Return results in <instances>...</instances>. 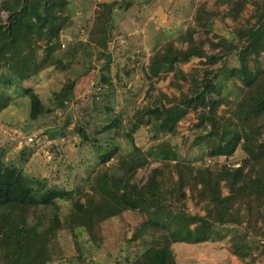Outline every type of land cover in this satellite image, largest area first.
Returning <instances> with one entry per match:
<instances>
[{
  "label": "trees",
  "instance_id": "obj_1",
  "mask_svg": "<svg viewBox=\"0 0 264 264\" xmlns=\"http://www.w3.org/2000/svg\"><path fill=\"white\" fill-rule=\"evenodd\" d=\"M70 2L0 0V112L10 100L5 88L13 85L28 96L32 120L52 112L36 91L21 84L48 68L65 67L55 51L61 45L62 31L70 24ZM123 3L130 5L111 0L98 3L94 9L86 41L97 49V60L104 61L99 68L89 64L82 73L87 76L96 69L99 73L92 83L94 103L102 96L100 90L113 88L108 75L112 62L108 47L113 11ZM249 3L253 12L245 16ZM216 18L234 23L228 38L212 33ZM177 40L185 47L167 40L149 55L146 102L135 110L133 119L124 124L116 116L102 125L86 121L84 126L78 121L80 130L72 127L81 138L80 145L100 148L99 142L105 137L104 144L124 137L131 145L114 164L111 160L120 149L117 144L98 151L87 185L78 189L47 186L44 178L28 176L21 168L5 164L0 147V264H52L54 242L64 223L73 232L75 228L92 230L109 216L113 204L100 196L107 186L115 187L117 202L124 209L144 215L138 230L161 233L139 253L126 258V264H176L171 243L207 241L216 234L217 225L244 223L258 230V222L264 220V0H217L214 9L200 3ZM229 54L238 60L236 67L225 64ZM194 58L201 66L184 71L181 65ZM246 60L253 63L249 69ZM169 74L178 94L155 93L154 84ZM230 77L244 85L234 106L221 96L223 83ZM77 80L69 79L53 91L55 107L65 109L74 100ZM104 98L108 102L113 97ZM99 100L110 110L103 97ZM188 114L196 120L190 145L204 144L205 156L214 160L212 164L194 165L181 158L166 138L177 133L179 122ZM70 125L71 117L67 116L58 128L55 125L43 133L50 139L65 136ZM143 125L148 126L153 140L146 149L134 139ZM237 150L244 157L238 164L230 163ZM220 157L225 160L218 162ZM151 161L160 165L149 170L143 183L135 181L138 169ZM188 197L202 205L203 214L186 211ZM58 199L70 201L63 217L57 208ZM84 256L78 248L79 260Z\"/></svg>",
  "mask_w": 264,
  "mask_h": 264
},
{
  "label": "rangeland",
  "instance_id": "obj_2",
  "mask_svg": "<svg viewBox=\"0 0 264 264\" xmlns=\"http://www.w3.org/2000/svg\"><path fill=\"white\" fill-rule=\"evenodd\" d=\"M102 1L111 0H71L70 24L62 31L61 45L55 51L56 56L64 61L65 67L48 68L21 84L36 91L45 106L53 109L52 112L32 120L29 117V98L22 88L17 85L5 88L10 100L0 112L3 161L9 167L21 168L28 176L44 178L47 186L78 189L79 186L87 185L88 176L98 161V151L117 144L120 149L111 160V164H114L122 153L131 150L130 142L124 137H115L107 144L103 142L106 137L102 138L100 148L89 144L80 145V136L71 129L79 126L78 121L87 126L86 121L102 125L116 116L124 124L133 119L135 110L146 102L145 90L149 79L145 68L149 55L167 40H174L180 48L185 47L177 39L192 22L196 6L205 3L208 8L214 9L217 0H124L130 2L128 7L123 3L121 7L114 9L112 38L108 47L112 58L108 75L113 88L106 92L99 91L102 93L99 99L103 97L104 102L106 95H109V99L113 97L105 102L110 105V110H106L99 99L96 100L98 103L92 102L95 97L92 83L99 75L97 69L87 76L82 74L89 64L99 68L104 61L97 60V49L86 41L94 19V9ZM252 12V4L249 3L245 16ZM233 26L230 19L222 21L216 18L212 33L228 38ZM225 59L227 67L237 66L238 60L231 54ZM243 61L245 62V58ZM246 63L248 69L253 65L247 60ZM194 66H201L196 58L181 65L184 71ZM73 78H78L74 100L65 109L55 107L52 103L53 91ZM170 78L169 74L158 80L154 84L155 93L162 91L169 96L178 94V90L170 84ZM243 89L244 85L239 79L230 77L223 83L221 96L234 106ZM67 116L71 117V125L65 136L50 139L43 133L45 129H51L55 125L58 128ZM195 121L194 115L188 114L179 122L177 133L165 137L175 145L181 158L194 165L212 164L214 160L205 156L204 144L190 145L196 134L192 125ZM151 136L148 126L143 125L134 139L137 145L146 149L153 142ZM28 137H32V141ZM243 157L237 150L228 161L238 164ZM224 160L223 157L218 158V162ZM158 165L159 161H151L138 169L135 181L143 183L149 170ZM226 193L227 189L223 188V194ZM116 195L114 186H107L102 190L100 196L111 201L113 207L108 210L109 216L92 230L75 228L73 232L66 223L62 225L54 242L52 264H126V258H132L144 246L160 237L159 231L138 230L145 219L144 215L124 209L118 204ZM56 203L63 217L69 210L70 201L58 199ZM201 206L194 204L189 197L185 200L188 212L203 214ZM258 225V230L248 228L244 223L217 225L216 234L207 241L195 244L173 242L170 246L176 264H264V220L261 219ZM12 227L15 228L16 225ZM78 248L85 255L82 260L78 258Z\"/></svg>",
  "mask_w": 264,
  "mask_h": 264
},
{
  "label": "water",
  "instance_id": "obj_3",
  "mask_svg": "<svg viewBox=\"0 0 264 264\" xmlns=\"http://www.w3.org/2000/svg\"><path fill=\"white\" fill-rule=\"evenodd\" d=\"M74 129H75V130H79V126H75Z\"/></svg>",
  "mask_w": 264,
  "mask_h": 264
},
{
  "label": "built area",
  "instance_id": "obj_4",
  "mask_svg": "<svg viewBox=\"0 0 264 264\" xmlns=\"http://www.w3.org/2000/svg\"><path fill=\"white\" fill-rule=\"evenodd\" d=\"M28 140H29V141H32V137H28Z\"/></svg>",
  "mask_w": 264,
  "mask_h": 264
}]
</instances>
